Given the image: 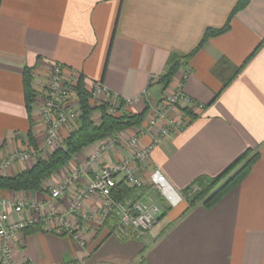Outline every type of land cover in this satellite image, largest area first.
Instances as JSON below:
<instances>
[{
    "label": "crops",
    "instance_id": "0c3cea01",
    "mask_svg": "<svg viewBox=\"0 0 264 264\" xmlns=\"http://www.w3.org/2000/svg\"><path fill=\"white\" fill-rule=\"evenodd\" d=\"M237 1L0 0V160L43 143L34 101L26 110L25 69L34 94L55 63L66 74L74 71L88 89L101 82L122 99L138 97L125 111L140 113L160 101V86L149 83L163 73L170 54L191 53L183 94L200 106L182 131L164 136L150 151L149 167L159 170L166 193L157 223L140 239L115 238L116 220L101 216L95 197L83 203L91 219L68 213L71 195L99 166H86L75 188L50 200V190L101 141L45 181L44 191L0 190V200L43 205L38 216H46L52 204L84 241L81 246L40 221L14 243L18 264H264V0H250L228 20ZM223 27L197 48L207 29ZM65 135L61 130L57 148ZM140 143L148 146L151 138L144 133ZM246 150L259 155L244 180L214 207L187 210L184 190L197 177H216ZM118 159L117 153H104L99 165ZM33 164L14 163L1 175Z\"/></svg>",
    "mask_w": 264,
    "mask_h": 264
},
{
    "label": "built area",
    "instance_id": "2783aa9c",
    "mask_svg": "<svg viewBox=\"0 0 264 264\" xmlns=\"http://www.w3.org/2000/svg\"><path fill=\"white\" fill-rule=\"evenodd\" d=\"M189 72L180 70L174 77L168 90L160 101L149 106V115L145 119V128L133 127L123 132L113 133L102 140L97 149L84 162L55 187L50 190V200L56 201L64 197L66 192L75 188L85 168L99 166L93 177L88 178L85 186L78 187L71 195L67 211L71 215H81L91 219L92 215L83 212L86 199L97 198L101 201V216H114L116 222L112 235L119 239H140L150 231L161 214V207L152 193L163 197L166 186L155 167H149L150 151L161 138L168 134L182 131L189 122V115L200 107L183 94L184 81ZM78 75L74 71L64 72L62 65L52 64L49 77L41 89L34 94V104L40 115L43 131V143L39 149H18L0 160V175L7 172L14 163L37 162L57 149L61 130L68 133L79 126V106L75 91ZM92 102L105 104L109 114L125 111L139 102L138 97L122 99L112 93L101 82H94L89 88ZM129 131V132H128ZM127 132L128 136L123 133ZM144 133L151 138L148 146L140 143ZM104 153H117L120 159L109 166H101ZM75 159L74 157L72 158ZM136 192L135 199L116 201L112 191L118 181ZM145 190L144 192H142ZM142 192V193H141ZM0 264H18L12 256L14 243L20 238L23 230L42 221L46 228L59 234H66L79 245L84 241L75 232L73 225L48 204L47 214L38 216L43 205L40 203L14 202L0 200ZM31 213L27 218L25 213ZM42 218V219H41ZM60 264V263H53ZM67 264H84L70 262Z\"/></svg>",
    "mask_w": 264,
    "mask_h": 264
},
{
    "label": "trees",
    "instance_id": "16d2710c",
    "mask_svg": "<svg viewBox=\"0 0 264 264\" xmlns=\"http://www.w3.org/2000/svg\"><path fill=\"white\" fill-rule=\"evenodd\" d=\"M250 0H238L231 9L228 20L238 11L242 10ZM227 27L221 29H207L197 48H199L208 38L221 34ZM191 54V53H190ZM190 54L180 55L170 54L166 62L163 73L149 83V87L157 84L161 88V96L168 90L175 75L186 66ZM188 71V70H187ZM32 78L30 71L25 69L23 73V87L26 110L30 112L33 102L34 90L31 85ZM75 91L79 106V126L66 133L62 139V147L51 151L46 158H41L30 168L25 169L15 175H0V190L6 192H37L44 191L43 183L49 179L62 167L67 166L72 158L82 152L86 147L95 142L102 141L113 133L123 132L133 127H141L146 119L149 107L140 113H129L122 111L116 114H109L105 104H96L91 100V94L83 79L78 77ZM159 99V100H160ZM189 116L191 113H187ZM98 116V117H97ZM30 136L29 143L31 145ZM28 148H30L28 146ZM33 147L32 149H35ZM257 150H246L233 160L219 175L213 178L206 176L197 177L192 184L187 187L183 196L187 201V210L202 205L206 209L214 207L233 188L240 184L250 173L253 165L258 159ZM143 190L142 192H144ZM141 192V193H142ZM160 205L162 197L156 192H152ZM112 196L116 201L135 199L136 192L128 188L123 180H118L112 191ZM114 220V216H109Z\"/></svg>",
    "mask_w": 264,
    "mask_h": 264
}]
</instances>
